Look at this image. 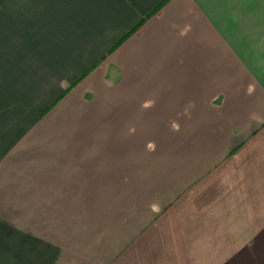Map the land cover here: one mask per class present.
<instances>
[{"label":"crops","instance_id":"1","mask_svg":"<svg viewBox=\"0 0 264 264\" xmlns=\"http://www.w3.org/2000/svg\"><path fill=\"white\" fill-rule=\"evenodd\" d=\"M0 264H264V0H0Z\"/></svg>","mask_w":264,"mask_h":264},{"label":"trees","instance_id":"2","mask_svg":"<svg viewBox=\"0 0 264 264\" xmlns=\"http://www.w3.org/2000/svg\"><path fill=\"white\" fill-rule=\"evenodd\" d=\"M159 8H160V7H159ZM159 8H157V10H155V11H158ZM121 43H122V41L119 42L115 47H118Z\"/></svg>","mask_w":264,"mask_h":264}]
</instances>
